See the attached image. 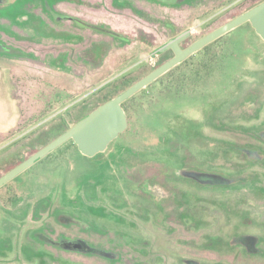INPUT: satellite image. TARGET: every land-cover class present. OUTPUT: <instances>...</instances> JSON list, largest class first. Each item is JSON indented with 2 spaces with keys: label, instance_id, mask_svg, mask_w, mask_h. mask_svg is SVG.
Listing matches in <instances>:
<instances>
[{
  "label": "rangeland",
  "instance_id": "obj_1",
  "mask_svg": "<svg viewBox=\"0 0 264 264\" xmlns=\"http://www.w3.org/2000/svg\"><path fill=\"white\" fill-rule=\"evenodd\" d=\"M257 1L83 0L82 6L73 0H1L0 176L39 150V145L28 146L34 137L45 133L51 141L60 133L54 123L63 120L72 126L70 115L76 108L91 110L99 90L157 66L161 59L150 54L159 46L189 31L180 43L185 48ZM61 13L118 37L65 22ZM206 46L127 99L128 126L106 151L88 158L67 141L0 189V202L13 198L5 199L6 206L0 204V264H183L181 260L190 259L197 264H264L239 242L244 233L256 240L254 245L255 234L264 236L261 147L257 163L247 166L244 184L217 195L232 201L224 218L231 225L223 224L221 231L214 229L224 222L218 215L215 226L166 232L140 221L135 213L140 201L133 207L131 196L115 199L119 194L149 199L133 182L141 162L147 172L172 182L184 180V173L196 171L192 168L215 170L220 164L213 162L218 140L205 136L204 127L206 134L238 145L258 143L242 132L228 136L210 127L264 122V40L246 22ZM171 57L173 53L161 61ZM249 117L253 120L246 121ZM201 148L207 155H200ZM183 151H191L188 159L196 161H183ZM231 156L235 164H244L238 153ZM68 215L79 223L69 225ZM214 216L206 214L211 223ZM248 221L260 223L261 233L243 230L241 223ZM217 233L225 234L228 246H198L221 240L211 237ZM34 234L52 242L84 241L118 254L119 261L57 248Z\"/></svg>",
  "mask_w": 264,
  "mask_h": 264
},
{
  "label": "flooded vegetation",
  "instance_id": "obj_2",
  "mask_svg": "<svg viewBox=\"0 0 264 264\" xmlns=\"http://www.w3.org/2000/svg\"><path fill=\"white\" fill-rule=\"evenodd\" d=\"M73 3L74 5H82L83 0H73ZM1 6H4V5L1 4V0H0V7ZM63 15L67 17V18H64L65 22H69L71 24L73 22L79 23L85 29H92L95 31H96L95 28H99L98 26L89 25L87 22H84L83 20L77 17L70 16L68 14H63ZM89 26H92V27H89ZM111 37L114 38L113 36ZM48 53L50 55L51 51H49ZM60 55H62V53H59V56ZM44 58L46 60L49 57L46 56ZM248 93L251 94L252 92H248ZM254 97H255L254 95H251V98L254 99ZM249 120L251 121L253 119L249 117L246 121H249ZM128 122L129 120L127 117V126H128ZM204 128H203V132L205 133V136L207 135V136H210L218 140L216 150L214 149L215 159L213 160V162H218V163L220 162V164L217 165L218 167L215 170L206 172L203 169L192 168V169H196V171L191 174L186 173L187 175L184 173L183 175L185 177L184 180H182L181 182H175V181L172 182V181H166L165 178L162 179L159 175L156 177L154 176V173L147 172L143 168L144 163L141 162V165L140 164L137 165L136 175L133 177V182L135 183L136 188H137V185H139L138 188L140 192L144 195V197L149 198V199L139 200V199L134 198L133 195L131 194L130 195L119 194L115 196V199H117L119 196H122L124 198L125 197L127 198V196H131L128 198V201L133 207H134L133 202L138 203V201H140L139 202L140 204L136 206V210H135V213L139 215L140 221L145 222V223L147 222L155 223L160 229L162 230L164 229L166 232H171V231L173 232L174 229L178 227L183 228L184 230L191 231L192 228L194 227L197 228L199 224H207V225L212 224L211 226H215L219 224L217 223L220 219V218H217L218 215H220L223 218L224 222L220 223L221 225L220 229L214 227L216 231L218 230L221 231L223 224L231 225V221H229L230 219L224 220V218L226 214H228L227 206L231 205L232 201L231 200L229 201L228 198L226 199L225 194L223 197H220L217 195L220 192L221 193L224 192V190H226L227 188L237 187V186L244 184L243 182L245 181V178H246L244 174L247 173V166L249 164L257 163L255 162V159L260 158V154L257 151V147H261L260 149L264 150V148L261 146L264 144V122L262 121L256 125L254 124L250 126H244V127L242 126L240 128L231 127V126L210 127V129H213L219 132H224V134H227L228 136L231 135L233 131L238 132V133L242 132V134L246 135L248 138L257 141L258 142L257 144H252V143L247 142V143H243L242 145H238L234 142H231V139L227 137L217 138V137L208 135L204 131ZM209 143L212 147H214V145L210 141ZM229 146H230V149H229ZM207 151L208 150L206 148H201L200 155L201 154L207 155ZM232 151L238 153V156L240 158L242 157V159L244 160V164H235L236 157L231 156V158L228 159V155L231 154ZM183 153H184V157L182 159L183 161H188V162L196 161V159H193V160L188 159V156L190 154L194 155L191 151L190 152L183 151ZM262 161L264 162V160ZM201 162H209V161L204 159ZM203 164L205 165V163ZM231 166H233L234 168H232ZM139 176H142L141 180L137 179ZM143 181H145V184L143 183ZM212 188L214 189V191L211 190ZM146 200L151 202V204L147 203ZM122 208L124 207L122 206L121 209ZM209 211H211V213L213 212V215L216 214V216H214L212 219L213 221L212 223L206 217V214H208ZM141 215L146 217V219L143 220L141 218ZM158 215H161V218H159ZM156 216H158V219L153 218ZM258 216L260 217V215ZM68 217L69 219H71L69 220V222H67L69 225H72V223L74 222L79 223V219L77 218L74 219L70 215H68ZM247 217H249V215ZM122 222L121 223L118 222V223L122 224ZM157 223H161L162 227H160ZM211 226L206 227V228H211ZM201 228L204 229L205 226L198 227L197 230H201ZM241 228H243V230H252L256 228L257 231L261 233L260 223L258 224L253 221H248V223L246 222L244 225L241 223ZM247 234L248 233H244V238L239 240L240 247H242L243 250L246 249V250H249L250 252H256V256H259V259L264 261L263 259L264 258V236L255 234V236L257 237L258 243L257 245H254V242H256V240L253 239L251 236H248ZM39 235L37 236L46 238L45 236H42V234H39ZM216 235L219 236L221 240H216V241L206 240V242H203V244H200L198 246L200 247L201 245H203V246H207L212 249L216 248V246L219 244L220 245L224 244V246H228V242L227 240H225L226 237H224L225 234L221 235V233L220 234L217 233L215 235H212V236L209 235V236L214 237ZM125 239L126 238H124V240ZM130 241L135 242V239L133 240L131 238ZM55 243L52 242L50 244L57 247L56 245H54ZM57 243L61 244V247H57V248H61L64 250H69V251L72 250V251L89 252L93 254H98L99 256L105 259H108L109 261H111L109 256H113L115 257L113 261L115 262L119 261L118 254H116L115 256L109 252L104 253L103 251L97 248H93L87 245L84 241H79L75 243L70 240H61V241H58ZM221 251H225V250L221 249ZM181 261L183 264H197V261L193 259L181 260Z\"/></svg>",
  "mask_w": 264,
  "mask_h": 264
},
{
  "label": "water",
  "instance_id": "obj_3",
  "mask_svg": "<svg viewBox=\"0 0 264 264\" xmlns=\"http://www.w3.org/2000/svg\"><path fill=\"white\" fill-rule=\"evenodd\" d=\"M246 22H249L254 31L264 40V0L185 48H181L180 43L189 35V31L183 32L159 46L150 54V57H156L168 50L172 51L173 57L120 94L99 105L47 145L3 174L0 177V187L68 140H72L79 152L88 158L106 151L108 145L127 128V116L122 107L123 102L192 54Z\"/></svg>",
  "mask_w": 264,
  "mask_h": 264
},
{
  "label": "trees",
  "instance_id": "obj_4",
  "mask_svg": "<svg viewBox=\"0 0 264 264\" xmlns=\"http://www.w3.org/2000/svg\"><path fill=\"white\" fill-rule=\"evenodd\" d=\"M263 0H259L257 1L256 3H254L253 5H251L250 7L246 8L244 11L250 9L251 7L255 6L256 4L262 2ZM89 27H92V26H89ZM96 29V28H95ZM99 30L101 32H104V33H108L110 34L111 36L117 38L118 36L116 34H114L113 32L111 31H105L101 28H99ZM207 46H205L204 48H206ZM181 48H183L181 46ZM202 48V49H204ZM169 53H172L171 50H168V51H165L164 53L158 55V57L162 60L166 57V55H168ZM170 58L166 59V60H163V61H158L157 63V66L155 67H152L151 69L147 70V71H144L142 74L138 75V76H126V77H123L122 79L118 80L116 83L114 84H111L101 90H99V92L96 94V99H95V103H93V108L91 110H89L88 107H85V106H80L78 108H76L70 115V118L72 120V123L75 124L76 122H78L80 119H82L83 117H85L86 115H88L91 111H93L95 108H97L99 105L105 103L106 101L112 99L113 97H115L116 95L120 94L121 92H123L124 90H126L127 88H129L131 85H133L134 83H136L138 80H140L141 78H143L144 76H146L148 73H150L151 71H153L155 68H157L158 66H160L161 64H163L164 62H166L167 60H169ZM183 63V62H182ZM176 67V66H175ZM172 70V69H171ZM171 70H169L168 72H166L165 74H163L162 76H160L159 78L163 77L164 75L168 74ZM158 80V79H157ZM195 85H191V89L194 87ZM179 90V89H178ZM131 98H129L130 100ZM128 100H126L125 102L122 103V107L124 106V103H126ZM124 109V108H123ZM89 110V111H88ZM55 125L54 126H57V128L60 129V133L56 136L58 137L60 134H62L63 132H65L70 126H68V124H65L63 120H59L58 122L54 123ZM46 132V131H45ZM47 133V132H46ZM55 137V138H56ZM48 136H45V133H41L39 135H37L36 137H34L32 139V143L31 144H28L29 147H33V146H41L39 149H41L42 147H44L45 145H47L49 142V140H47ZM54 138V139H55ZM68 142H71L73 144V141L72 140H68ZM38 151V150H37ZM35 153V152H34ZM34 153H32L31 155H33ZM30 155V156H31ZM28 156V157H30ZM27 157V158H28ZM26 158V159H27ZM24 161V160H23ZM21 161V162H23ZM20 162V163H21ZM15 167V166H14ZM13 168V167H12ZM10 168V169H12ZM8 168V170L6 172H8L10 170ZM5 172V173H6ZM4 173V174H5ZM3 175V174H2ZM1 175V176H2ZM0 176V177H1ZM7 184H5L4 186H2L0 189H2L3 187H5ZM5 199H13V198H10L9 196H6ZM4 201H1L0 204L4 203L5 205V200ZM11 202V201H10ZM12 203V202H11ZM6 206V205H5ZM98 231V229H96ZM34 238L36 240H39V241H42V242H46V243H52V241L49 239V238H43V237H38L36 234H34ZM55 243V242H54ZM54 245H56L57 247H61V244L59 243H55Z\"/></svg>",
  "mask_w": 264,
  "mask_h": 264
}]
</instances>
